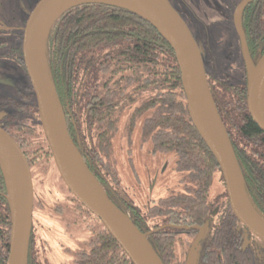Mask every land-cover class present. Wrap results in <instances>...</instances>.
I'll return each mask as SVG.
<instances>
[{"label":"trees","instance_id":"obj_1","mask_svg":"<svg viewBox=\"0 0 264 264\" xmlns=\"http://www.w3.org/2000/svg\"><path fill=\"white\" fill-rule=\"evenodd\" d=\"M240 20L256 64L264 54V0L248 3ZM207 38L198 43L204 45L209 56V66L204 58L208 82L241 166L247 193L264 216V131L248 109L246 66L242 57L237 56L233 35L229 43L233 57L222 67L216 65L218 51ZM46 54L51 80L65 113L68 104L74 117L85 114L91 124L98 116L110 121L114 114L116 125L121 118L122 122L126 119L131 136L141 119L139 134L149 138L153 149L174 155V167L183 173V180L191 184L192 194H171L145 211L127 204L132 209L130 217L140 230L158 228L149 233L148 238L163 263L186 264L177 248L182 245L188 250L194 232L183 237L173 226L159 227L166 222H204L213 214L214 201L209 198V192L215 178L218 177L223 186L224 183L215 156L190 117L172 47L152 24L137 14L111 4L90 2L71 6L56 18L47 34ZM94 100H98L99 105L104 104L102 111L98 113L91 107L87 113L86 108ZM125 110L131 112L129 118L122 117ZM12 118L15 122L9 133L31 163H42L40 172L47 174V191L50 192L51 187L58 185L55 176L63 180L41 123L36 130L26 126L21 115L19 119L17 114ZM105 167L111 173L110 168ZM64 185L72 199L64 196V201L60 202L53 195L55 211L73 218L77 226L87 230L88 236L74 250L72 261L61 264H133L100 218ZM223 191L226 214L219 218L220 226L203 248L201 264H260L251 247L242 246L244 235L235 230L239 220L229 205L226 190ZM6 192L0 166V264H8L10 243ZM109 197L126 212L122 202ZM232 220L235 224L230 223ZM26 264L52 263L39 246L30 245Z\"/></svg>","mask_w":264,"mask_h":264},{"label":"water","instance_id":"obj_2","mask_svg":"<svg viewBox=\"0 0 264 264\" xmlns=\"http://www.w3.org/2000/svg\"><path fill=\"white\" fill-rule=\"evenodd\" d=\"M251 1L238 3L234 22L247 71L248 109L264 131V54L255 64L240 20L243 8ZM90 2L111 4L137 14L152 24L172 47L190 117L220 166L230 207L245 228L264 241V216L247 193L241 166L208 82L201 46L169 0H39L26 19L22 42L25 66L36 94L43 131L68 189L100 218L133 264H164L147 233L113 202L86 164L69 133L65 112L51 80L46 54L48 31L64 10ZM0 166L11 222L8 264H26L33 224L34 180L25 152L1 124ZM201 236L200 233L190 247L188 264ZM247 243L245 239L243 247Z\"/></svg>","mask_w":264,"mask_h":264},{"label":"flooded vegetation","instance_id":"obj_3","mask_svg":"<svg viewBox=\"0 0 264 264\" xmlns=\"http://www.w3.org/2000/svg\"><path fill=\"white\" fill-rule=\"evenodd\" d=\"M38 1L39 0H0V47L3 46L8 47L4 49L5 52L3 53V56L13 61L19 68H21L22 66L24 70L22 68L21 69L23 70L24 74L27 76L28 73L25 66L23 47H22L23 34H24L26 19L28 18L30 12L32 11V9L34 8L35 4ZM169 1L185 19L197 41L198 39H201V37L204 34L206 35V33L204 32V28L199 29V25H197L195 22H192L191 17H193V15L192 16L190 15L191 17H189V20H191V22L188 20L187 18L188 10L186 11L179 4L176 5L174 0H169ZM240 1L241 0L227 1V9L225 11H222L221 14L225 15L226 16L225 20L228 21L227 23V27L229 31L228 33L234 36V41L232 43L235 44L234 47L236 49L235 51L237 52V56L239 58L242 57L243 62L245 64L240 36L238 34L234 22V11ZM5 20L8 21V23L3 24ZM11 21H15L14 24H12ZM4 34H10L12 39L6 40ZM207 37L204 36L203 39L206 41L208 39ZM260 49L261 47L259 46L258 51H260ZM19 72L22 75V72L21 71ZM0 83L8 84L9 86V87H5L6 88L5 94H3L2 96L0 94V124L7 131L10 130V128L13 127L15 122V119L12 118V116L17 114V119H19L21 115L24 119V124L26 126L33 129L36 128V130H39V122L41 123V118L39 111H37L38 108L37 98L34 89L32 87L31 81L29 79V76L26 82L24 83V85L20 84L19 79H14L13 81L10 79L0 78ZM93 102H94L93 104L88 105V107L86 108V112L89 113L91 111V107L96 108L98 110V113L101 112L102 108L104 107V104L99 105L98 100H94ZM66 112L67 113H65V116H66L69 133L72 139L73 140L75 139L77 141V144L76 143L75 144L78 145L77 147L81 152L86 164L90 165V167L92 168L90 170L96 175V177L103 185L104 189L106 190L107 194L113 197L114 199H116V201H118L120 204L122 202L123 206L127 208L126 213L129 216L130 214H132L131 212L132 209L128 208L129 207L128 204L130 206L133 205L139 206L145 211V209H147L151 204L155 205L158 203L160 199L167 197L171 194H175V195L192 194L190 191V188L192 187L191 184H188L187 181H184L183 173L175 169L180 174L179 184L181 185V190L177 192H171L167 196H161L158 198H153V197L151 198V194H148L149 200L147 201L146 204L143 205L137 204L133 198H130L127 195V193H130V191L133 190L132 189L134 187L133 183L124 184L119 173L116 170V157H115L116 141L118 140V138L122 139V145L124 146L126 160L128 161L129 167L135 174L138 184L143 183L145 186L147 185L148 189H150V193L157 184L158 177L159 175H161L160 173L163 171L164 168L163 154L165 153V151L157 148L153 149L150 145L149 138L145 135L139 134L138 139L137 137L134 138V134H132L131 136L129 131V126L126 123V119H124L125 122L120 121L121 120L120 119L118 125H116V123H114L115 122L114 114L110 121H105L99 118L100 116H98L96 117L95 121L91 124L87 119L88 116H86L85 114L82 115L79 114L77 117H74L73 112L71 111L68 104L66 106ZM144 147H146L149 153L152 156H154V159L151 160L150 162L148 161L141 162L140 159L136 158V154H137L136 150H141ZM156 156H160V157H156ZM27 159H30V157H28ZM28 162L31 167L32 176L35 183L33 224H32V232H31L29 246L30 245L39 246V248L43 250V253L47 259L45 253L46 241L42 238L38 229V227L40 226L39 216L44 211L43 201L40 198V196H38V192L36 190L34 172L36 171L37 173L36 180L39 186L45 184L47 179V174H44V172L40 173V171H42V167H41L42 163L36 164L34 163V161L31 163L30 160H28ZM138 163L141 166V168H139ZM105 166L110 168L111 173L107 171ZM142 174H145L147 176L148 181L144 182L142 178ZM55 180L57 181L59 186H61L62 189L61 191L64 193L63 196H65V198L67 199L68 198L72 199V197L67 192V189L63 181H61V179L57 176H55ZM214 183L215 185L217 184L221 185L222 188L219 190V192L213 195V198H211L209 192V198L212 201H214V206H213V214L210 215L208 219L206 218L202 223H191V224H174V223L166 222V223H162L159 227V228H163L165 226H173L176 228L177 232L182 233L179 235L183 237L184 235H189L190 232H194V236L191 240V244L189 245L188 250H186L185 247L182 245L179 246L180 248L179 254L182 255V257H185L186 264H188L187 259L189 257L190 247L193 241L195 240V238L200 233L202 235L201 239L197 243L194 250L192 251L190 260L193 259L194 257L195 264H201L202 254L204 252L203 248L207 245V243L211 239L217 227L220 226L222 220H220L219 218L224 214H226L227 205L226 203H224L225 196L223 191V189L226 190L224 179H223L224 186L218 177L215 178ZM55 196H56L55 198L56 200H59L60 202L63 201L59 199L57 195ZM145 221L150 223V221L147 219H145ZM230 223L235 224L233 220ZM236 224H237L235 228L236 232H238L240 235H244V237H242V246L244 240L247 239L248 243L246 247L248 246L251 247V252L254 253L255 256L257 255L259 257L258 261L261 262L260 264H264V258H262L264 256V241L262 239H258V237H256L250 230L246 229L244 224L240 220H239V224L237 222ZM157 229L158 228H152V230H147L144 232L147 233L148 236L149 233L155 232L157 231ZM197 254H199V258L197 257L198 256Z\"/></svg>","mask_w":264,"mask_h":264},{"label":"rangeland","instance_id":"obj_4","mask_svg":"<svg viewBox=\"0 0 264 264\" xmlns=\"http://www.w3.org/2000/svg\"><path fill=\"white\" fill-rule=\"evenodd\" d=\"M227 1L232 0H174V2L182 6L186 11L188 10V20L191 17L192 22H195L199 25V29L204 28V34L201 39L198 41L204 40L205 37H209L210 42L212 41V46L216 52L217 66L222 67L228 65L227 62L230 61L233 55L231 54L229 48V43L232 41L230 38V33H228L227 23L225 20L226 16L222 15L221 12L227 9ZM191 15V16H190ZM224 19V20H223ZM187 20V19H186ZM191 20H189L191 22ZM15 21H11L14 24ZM8 23V21H4L3 24ZM232 35V34H231ZM6 40H11L12 37L10 34H4ZM234 41V40H233ZM203 58H205L206 65L209 66L208 54L205 52L206 48L202 44ZM8 47H0V78L4 79H19L20 84L24 85L28 76L24 74V68L21 66L19 68L13 61L5 58L3 53L4 49ZM207 51V50H206ZM22 72V75L20 72ZM9 87L8 84L0 83V94L1 96L5 94L6 88ZM131 112L126 110L122 117H130ZM122 120V118H121ZM120 120V121H121ZM141 123V119L138 120V125L135 128L134 138L139 137V124ZM136 158L140 159L141 162L148 161L154 159L146 147L141 150H136ZM116 170L119 173L124 184L133 183L134 187L130 193L127 195L130 198H133L137 204H146L149 200L148 194H151V198H158L161 196H167L171 192H177L181 190L180 183V174L175 170L173 165V155L164 153V162H163V171L160 173L157 184L154 189L150 193V189H148L147 185L145 186L143 183L138 184L137 179L133 171L128 165V161L126 160L124 146L122 145V139L118 138L116 141ZM160 157V156H156ZM139 165V163H138ZM139 168L141 166L139 165ZM41 173V172H40ZM35 182H36V190L38 192V196L43 201V212L40 214V226L38 227L39 233L42 238L46 241L45 253L47 259L52 264H61L63 261L70 262L73 259L74 250L78 245L82 244L83 239L88 236L87 230L84 227L77 226L74 223L73 218L68 215L59 214L54 210V200L52 196L55 194L59 199L64 201L63 192L61 191V186L57 188L51 187L50 192L47 191V179L45 184L39 186L37 183L36 177L37 173L34 172ZM142 178L144 182L148 181V178L145 174H142ZM35 185V183H34ZM221 185L212 186L210 196L213 198V195L221 189ZM149 191H148V190ZM56 198V196H54ZM36 217V216H35ZM180 248H177V252L179 253ZM199 258V254H197ZM180 257L182 255L179 254ZM197 258V260H198ZM190 264H195V258L190 260Z\"/></svg>","mask_w":264,"mask_h":264},{"label":"bare ground","instance_id":"obj_5","mask_svg":"<svg viewBox=\"0 0 264 264\" xmlns=\"http://www.w3.org/2000/svg\"><path fill=\"white\" fill-rule=\"evenodd\" d=\"M101 179V178H100Z\"/></svg>","mask_w":264,"mask_h":264}]
</instances>
